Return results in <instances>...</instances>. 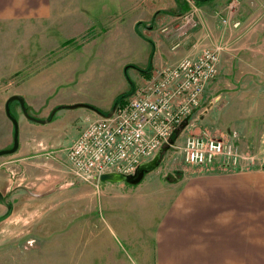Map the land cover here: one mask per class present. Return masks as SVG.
I'll return each mask as SVG.
<instances>
[{
  "label": "rangeland",
  "instance_id": "374dc122",
  "mask_svg": "<svg viewBox=\"0 0 264 264\" xmlns=\"http://www.w3.org/2000/svg\"><path fill=\"white\" fill-rule=\"evenodd\" d=\"M176 1L177 7L170 13L133 10L120 14L119 28L124 36L128 32L127 37H110L111 23H100L95 14L82 15L83 25L88 26L79 37L69 36L74 30L53 28L19 29L3 36V73L14 72L9 88L17 90L24 103L22 107L11 101L7 116L4 93L1 99L0 150L12 147L10 118L18 124V148L0 156V217L10 210L0 222V264H74L78 260L108 264L114 258L132 264L115 233H103L102 245L110 249L108 252L91 251L94 247L79 253L60 251L61 245L75 241L89 244L94 233L87 229L88 212L77 211V205L71 208L79 215L65 214L60 212L62 204L76 198L83 203L80 208H89L90 198L96 197L95 186L68 172L62 150L98 116L90 107L107 113L116 102L133 95L153 64L157 38H163L160 51L171 58V62L162 60L159 68L216 47L219 64L199 106L178 126L174 139L149 157L160 155L151 175L162 172L164 152H180L187 135L203 133L233 143L241 155L236 166H261L264 152H259L258 146L264 147V0H234L236 9L229 17L227 7L232 0ZM250 152L256 158L250 157ZM177 161L207 171L231 165L222 159L200 165L183 163L180 157L175 164ZM140 172L137 176L145 171ZM182 175L178 169L169 172L166 179L177 180ZM74 222L76 230L69 227Z\"/></svg>",
  "mask_w": 264,
  "mask_h": 264
},
{
  "label": "crops",
  "instance_id": "0c3cea01",
  "mask_svg": "<svg viewBox=\"0 0 264 264\" xmlns=\"http://www.w3.org/2000/svg\"><path fill=\"white\" fill-rule=\"evenodd\" d=\"M176 2L0 0V62L6 33L19 29L53 28L74 30L69 36L79 37L88 26L83 25L82 15L95 14L100 23H111L108 31L110 37H127L128 32L124 36L125 32L119 28L120 14L133 10L151 14L170 13L177 7ZM115 24L116 27H113ZM162 45L163 38H157L153 48V64L144 74L145 79L161 69L159 65L162 60L166 62L169 59L167 62H171L168 54L160 51ZM200 53L191 57L195 58ZM13 73H3L0 63V107L3 93L5 99L19 95L17 90L9 88ZM12 83L14 85L16 81ZM68 146L62 150L64 158ZM258 147L259 152H264L263 145ZM164 153L161 156L164 167L158 175H151L157 166L152 171L141 173V177L132 183H99L95 187L96 197L90 198L89 208H80L83 203L76 198L64 202L60 212L79 215L75 213L76 208L71 206L80 205L77 211L89 213L87 229L94 233L89 244L74 240V244L61 245L60 251L79 253L86 251V247H94L90 250L102 252L104 249L108 252L110 249L102 245L105 232L120 237L124 250L128 252L126 257L132 264H264V161L260 167L256 164L250 168L228 165L223 169L207 171L202 166L185 165L181 149L180 152ZM250 154V157L256 158V155ZM179 157L184 165L178 161L176 164L179 165L175 164ZM148 161L149 158H145L141 163ZM178 169L183 173L182 177L166 179L169 172ZM126 187V190H119ZM69 227L76 230L77 224L74 222ZM75 262L93 264L80 260ZM108 264L130 263L114 258Z\"/></svg>",
  "mask_w": 264,
  "mask_h": 264
},
{
  "label": "built area",
  "instance_id": "2783aa9c",
  "mask_svg": "<svg viewBox=\"0 0 264 264\" xmlns=\"http://www.w3.org/2000/svg\"><path fill=\"white\" fill-rule=\"evenodd\" d=\"M234 3L227 7L228 17L235 12ZM218 62L216 47L153 72L129 99L113 105L109 117L98 116L82 127L65 149L68 172L95 187L102 174H134L142 160L168 144L178 126L199 106L207 85L217 75ZM181 152L191 165L222 159L235 166L241 159L233 143L206 133L187 135Z\"/></svg>",
  "mask_w": 264,
  "mask_h": 264
},
{
  "label": "water",
  "instance_id": "95a60500",
  "mask_svg": "<svg viewBox=\"0 0 264 264\" xmlns=\"http://www.w3.org/2000/svg\"><path fill=\"white\" fill-rule=\"evenodd\" d=\"M196 1L204 2L206 0H196ZM11 101H17L19 103V105H21L22 107H23V103H24L23 98L20 95H12V96H10L5 102V111H6V115L7 116H9L8 105H9V103ZM79 106H85V105L79 104ZM90 109L93 110L94 112H96L98 114V116L109 117L112 114L113 110H114V106L108 112V114H104L102 112H98L97 110H94L91 107H90ZM10 119H11V122H12V125H13V143H12V147L9 148V149L0 150V156L14 153L17 150V148H18V124H17L15 119H13V118H10ZM27 119H29L31 121L41 122L40 120H37V119H35L34 117H31V116H28ZM42 122H45V120L42 121ZM174 136H175V133L172 134L171 140L174 139ZM159 157H160V155L158 154L154 158H152L150 161L144 162V163H140L138 165L135 173L130 175V176H125V175H122V174H119V173H106V174H102L99 177V182L100 183H104V182H122V181L133 182V181H136L137 179H139V177L141 175L140 174V175L137 176V173H139L140 171L141 172L142 171L148 172L150 170H153L156 167V164H157V161H158ZM0 198H1V195H0ZM9 214H10V210H8V212L4 216L0 217V222L3 221Z\"/></svg>",
  "mask_w": 264,
  "mask_h": 264
},
{
  "label": "trees",
  "instance_id": "16d2710c",
  "mask_svg": "<svg viewBox=\"0 0 264 264\" xmlns=\"http://www.w3.org/2000/svg\"><path fill=\"white\" fill-rule=\"evenodd\" d=\"M120 102V101H119ZM119 102H116L115 104H118Z\"/></svg>",
  "mask_w": 264,
  "mask_h": 264
}]
</instances>
